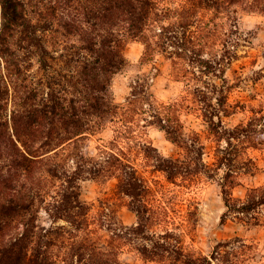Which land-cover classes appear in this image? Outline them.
<instances>
[{
    "label": "trees",
    "instance_id": "16d2710c",
    "mask_svg": "<svg viewBox=\"0 0 264 264\" xmlns=\"http://www.w3.org/2000/svg\"><path fill=\"white\" fill-rule=\"evenodd\" d=\"M168 1L175 0H0V264H120L112 250L120 235L114 231L110 249H104L92 237L89 208L80 199L79 182L101 171H111L118 180L117 193L131 199L138 220L132 230L141 234L149 226L151 208L143 201L149 189L118 154L104 151L107 158L94 165L93 159L76 155L73 167L59 158L117 114L110 88L113 76L126 66L128 40L141 42L146 56L172 49V55L205 73L217 67L216 57L202 54L212 48L215 35L205 29L199 39V9L226 11L242 0L162 4ZM259 7L264 12V4ZM216 101L221 108L226 98L221 95ZM158 124L170 141L180 144L176 128L163 119ZM196 154L192 167L177 158L164 159L156 168L172 183L178 176L193 181L208 169L200 143ZM231 176L229 170L221 184L229 212L250 213L264 205L261 195L236 207L228 187ZM43 208L53 225H66L40 226ZM157 250L167 251L157 243L150 253L159 254ZM184 257L187 264H197Z\"/></svg>",
    "mask_w": 264,
    "mask_h": 264
},
{
    "label": "rangeland",
    "instance_id": "374dc122",
    "mask_svg": "<svg viewBox=\"0 0 264 264\" xmlns=\"http://www.w3.org/2000/svg\"><path fill=\"white\" fill-rule=\"evenodd\" d=\"M263 2L242 0L226 11L199 9V39L205 29L215 35L212 48L202 53L219 61L211 73L172 55V49L146 56L141 42L128 40L126 66L113 76L110 88L117 114L61 153L59 159L73 167L76 155L93 159L94 165L107 158L104 151H112L149 189L143 201L151 208V222L139 234L132 230L138 220L131 199L117 193L118 180L111 171L79 182L92 237L110 249L116 231L120 240L112 250L120 264H187L184 256L197 264H264V205L250 213L229 212L221 187L230 170L228 187L236 207L264 195V12L257 8ZM162 4L175 7L178 1ZM224 45L232 58L224 53ZM221 95L226 101L220 108L216 99ZM158 119L181 133L179 145L169 140ZM199 143L208 169L200 170L193 181L178 176L172 183L157 170L164 159L180 158L194 166ZM38 224L66 225H53L45 208ZM157 243L167 251L151 254Z\"/></svg>",
    "mask_w": 264,
    "mask_h": 264
}]
</instances>
